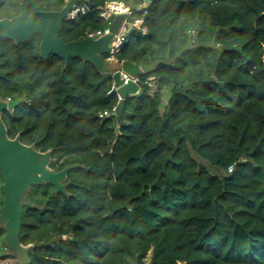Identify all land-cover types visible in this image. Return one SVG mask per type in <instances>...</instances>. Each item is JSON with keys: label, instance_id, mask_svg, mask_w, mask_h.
I'll return each instance as SVG.
<instances>
[{"label": "trees", "instance_id": "1", "mask_svg": "<svg viewBox=\"0 0 264 264\" xmlns=\"http://www.w3.org/2000/svg\"><path fill=\"white\" fill-rule=\"evenodd\" d=\"M21 1L0 0V19ZM67 1L29 0L30 13ZM111 1L141 2L85 0L91 12L65 22L62 40L105 29ZM144 25L117 59L160 91L143 86L107 119L120 100L93 65L43 59L40 35L0 37V98L26 96L3 115L8 136L52 150L54 170L79 165L69 197L40 184L24 201L30 264H264V0H154ZM2 184L0 173V210Z\"/></svg>", "mask_w": 264, "mask_h": 264}, {"label": "water", "instance_id": "2", "mask_svg": "<svg viewBox=\"0 0 264 264\" xmlns=\"http://www.w3.org/2000/svg\"><path fill=\"white\" fill-rule=\"evenodd\" d=\"M79 0H68L58 11L36 10L30 13L29 0H22L20 13L12 18L0 19V37L11 40L15 45L29 41L35 35L41 36L39 55L48 60L51 55L60 57L65 68L69 66L70 58H79L90 63L105 78L113 82L111 95L116 94L120 100L114 116L120 117L124 111L128 97L139 94L142 89L133 81L124 84L123 74L138 76L142 69L135 63L107 61L105 57L111 52L115 35L119 33L124 15L113 18L111 33L98 39L84 38L72 42H64L61 31L69 14ZM134 29L129 25L128 31L122 33L126 37ZM26 101L23 95L18 99L0 98V173L3 178V204L0 210V227L4 230L3 246L14 253L15 260L11 264H30V246L20 241L23 218V204L31 188L40 184H52L57 194L70 196L67 191L68 174L79 165H68L61 170H54L53 151L42 152L34 145H26L19 136L10 138L1 116L4 112H12ZM120 129H117L119 132Z\"/></svg>", "mask_w": 264, "mask_h": 264}, {"label": "built area", "instance_id": "3", "mask_svg": "<svg viewBox=\"0 0 264 264\" xmlns=\"http://www.w3.org/2000/svg\"><path fill=\"white\" fill-rule=\"evenodd\" d=\"M154 0H141V2L137 5H130L124 2L119 1H111L107 2L104 6L99 8V18L107 23V27L103 30L90 31L87 33V37L89 39H98L105 35L111 33L110 26L112 25L113 18L119 15H124L125 19L122 22L120 31L115 35V39L112 43L111 52L105 57L107 61H119L117 59V54L120 52L121 47L124 43L126 37H122V33L127 32L129 25H133L134 28H138L141 30L143 34H147L148 30L145 24V16L148 13L150 6L152 5ZM91 12V9L86 4L85 0H79L78 4L73 7L69 14V20L75 19L80 14H87ZM120 62V61H119ZM123 64L124 62H120ZM122 79L124 80V84L129 83V81H133L138 84L140 88L143 90V86H145L148 90V94L150 96L156 95L160 91L159 79L155 75L148 76L146 79L142 80L140 75L131 77L127 74H123ZM7 100H13L8 98ZM114 115V112H110L108 110L100 113L99 117L101 119H107ZM234 170V166H230L228 168V172L231 173ZM7 251V249L5 248ZM7 255V252H6ZM9 258V257H8ZM13 260L4 259L3 264H11Z\"/></svg>", "mask_w": 264, "mask_h": 264}, {"label": "rangeland", "instance_id": "4", "mask_svg": "<svg viewBox=\"0 0 264 264\" xmlns=\"http://www.w3.org/2000/svg\"><path fill=\"white\" fill-rule=\"evenodd\" d=\"M202 164L203 165H206L207 166V163L206 162H203L202 161ZM6 252H7V255H6ZM6 255V256H5ZM0 256H5V259L7 258V259H9V260H15V255H14V253L13 252H11L10 250H5V247L2 245L1 247H0ZM9 257V258H8ZM150 263V258L149 259H147L146 260V264H149Z\"/></svg>", "mask_w": 264, "mask_h": 264}, {"label": "crops", "instance_id": "5", "mask_svg": "<svg viewBox=\"0 0 264 264\" xmlns=\"http://www.w3.org/2000/svg\"><path fill=\"white\" fill-rule=\"evenodd\" d=\"M6 256V255H5ZM5 256H0V264H3V261L5 259Z\"/></svg>", "mask_w": 264, "mask_h": 264}, {"label": "flooded vegetation", "instance_id": "6", "mask_svg": "<svg viewBox=\"0 0 264 264\" xmlns=\"http://www.w3.org/2000/svg\"><path fill=\"white\" fill-rule=\"evenodd\" d=\"M4 113H5V112H4ZM4 113L2 114L1 118H3ZM2 120H3V119H2Z\"/></svg>", "mask_w": 264, "mask_h": 264}]
</instances>
